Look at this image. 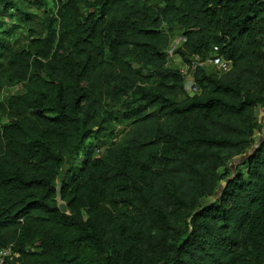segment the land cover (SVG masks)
<instances>
[{"label":"trees","instance_id":"obj_1","mask_svg":"<svg viewBox=\"0 0 264 264\" xmlns=\"http://www.w3.org/2000/svg\"><path fill=\"white\" fill-rule=\"evenodd\" d=\"M46 1L0 0L9 264H264V0H57L38 29L22 5ZM176 36L230 68L190 96Z\"/></svg>","mask_w":264,"mask_h":264},{"label":"rangeland","instance_id":"obj_2","mask_svg":"<svg viewBox=\"0 0 264 264\" xmlns=\"http://www.w3.org/2000/svg\"><path fill=\"white\" fill-rule=\"evenodd\" d=\"M57 0H48L46 1V6H43L41 9H35L33 7V5L29 4L28 2L23 3V8L29 12H31L32 14H35L36 19L35 22L32 23V26L41 29L42 28V20L44 18H46L52 11L55 10V3ZM176 30V29H175ZM177 31V30H176ZM15 36L19 39V43H24L25 41V37L21 36L20 32H15ZM177 37L173 38V42ZM169 64L175 68H179V70H183L187 64H184L182 62V60L180 59V57L177 54H173L169 57ZM211 70V69H210ZM187 80H189L187 78ZM23 89L20 85H15V86H7L4 85L0 91V100L6 102L8 100V98L13 95V94H17L19 92H21ZM256 117H260V115L256 112ZM261 120V119H260ZM6 122V118L2 115H0V125L4 124ZM127 130L126 125L124 124H117L114 127V130L112 132L109 133V131H103V134H108V136L102 137V136H98V139L94 140L93 142L95 144H107L109 142L115 141L117 139H119L122 135L125 134ZM103 140V141H101ZM105 140V141H104ZM103 142V143H101ZM104 146H96L94 148L95 152H103ZM79 158H77V156H72L71 158L67 159V162L65 163V166H69V165H73L75 166L78 162H79ZM59 182V180H58ZM31 249H35L36 245H33L30 247Z\"/></svg>","mask_w":264,"mask_h":264},{"label":"built area","instance_id":"obj_3","mask_svg":"<svg viewBox=\"0 0 264 264\" xmlns=\"http://www.w3.org/2000/svg\"><path fill=\"white\" fill-rule=\"evenodd\" d=\"M177 38L174 40V43L171 44L170 49L168 50V55L171 56L173 54V50L181 41H184L185 38L181 36H176ZM216 50V47H214ZM231 62L230 60H226L220 55L213 53L212 55H208L205 58L201 59L199 55L194 57V60L191 61V66L186 65V67L181 70V72L185 75L186 80H192L191 73L198 66L212 67L214 70L218 72H226L230 68ZM192 70V71H190ZM196 86H193L191 91H196ZM18 253L13 252L11 246L0 247V264H9L13 256H17Z\"/></svg>","mask_w":264,"mask_h":264},{"label":"water","instance_id":"obj_4","mask_svg":"<svg viewBox=\"0 0 264 264\" xmlns=\"http://www.w3.org/2000/svg\"><path fill=\"white\" fill-rule=\"evenodd\" d=\"M193 86H194V81L193 80H186V82L184 84V88H185L186 91L189 92L190 96L194 95V92L191 91ZM60 188H61V183L59 182L58 185H57L58 193L60 192ZM57 200L59 201L58 202V207H59L60 211L61 212H66V210H67L66 204L63 201H61V198H60L59 194L57 196Z\"/></svg>","mask_w":264,"mask_h":264}]
</instances>
